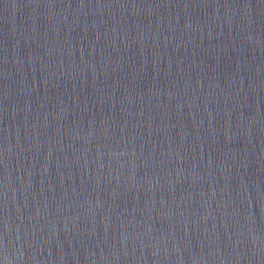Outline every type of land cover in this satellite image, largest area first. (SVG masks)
Segmentation results:
<instances>
[{"label": "water", "instance_id": "1", "mask_svg": "<svg viewBox=\"0 0 264 264\" xmlns=\"http://www.w3.org/2000/svg\"><path fill=\"white\" fill-rule=\"evenodd\" d=\"M0 264H264V0H0Z\"/></svg>", "mask_w": 264, "mask_h": 264}]
</instances>
